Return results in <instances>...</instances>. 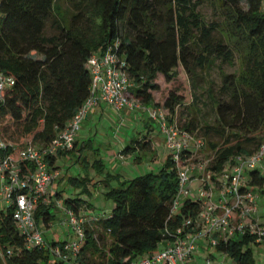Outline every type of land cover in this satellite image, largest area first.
I'll return each mask as SVG.
<instances>
[{
    "label": "trees",
    "instance_id": "trees-1",
    "mask_svg": "<svg viewBox=\"0 0 264 264\" xmlns=\"http://www.w3.org/2000/svg\"><path fill=\"white\" fill-rule=\"evenodd\" d=\"M263 1L0 0V72L15 80L0 91L1 138L21 148L27 140L39 147L52 144L91 96L89 59L118 42V53L134 83L133 97L147 107L162 108L180 130L204 140L212 154L207 172L220 173L235 156L254 154L264 141ZM64 3L69 6L67 14L62 11ZM206 4L216 15L211 22L200 11ZM235 59L239 71L224 72L221 66ZM180 68L192 88L203 89L211 104V113L204 111L191 92V118L185 123L180 122L179 110L186 99L178 89L163 102L156 100L164 84L178 81ZM215 68L222 80L218 88L206 79ZM135 142L137 146L128 144L122 153L152 149L151 138ZM93 146L89 138L76 141L72 150L59 152L49 163L58 170L60 157L74 156L82 167L101 174L105 163L99 150L89 155ZM197 155L187 151L182 158L198 162ZM23 169L34 172L30 164ZM247 178L249 189H259L264 196V174L251 169ZM101 182L114 207L104 218L85 223L77 264H132L158 249L166 229L196 219L201 208L200 201L187 199L172 213L178 177L171 155L157 173L126 179L107 172ZM64 205L81 213L79 198H67ZM51 209L52 204L39 203L38 227L41 221L46 225L53 221ZM13 214V206L6 213L0 211V250L5 254L13 250L7 264H65L53 257L51 248L66 241L46 239L48 248L28 249ZM256 240L257 236L236 234L219 239L215 249L234 264H257L250 248Z\"/></svg>",
    "mask_w": 264,
    "mask_h": 264
},
{
    "label": "built area",
    "instance_id": "built-area-1",
    "mask_svg": "<svg viewBox=\"0 0 264 264\" xmlns=\"http://www.w3.org/2000/svg\"><path fill=\"white\" fill-rule=\"evenodd\" d=\"M118 44L113 43L104 53H97L89 59L87 68L92 78L91 96L52 144L39 147L30 141L23 148H17L0 136L2 195L14 207L13 219L19 234L25 239L26 247H49L35 220L36 208L40 202L48 203L46 196L60 177L59 170L51 167L49 160L58 156L59 152L74 148L82 122L98 104H105L115 112L142 110L149 120L157 124L171 152L178 177V191L172 202L173 214L187 199L201 203L196 219L187 218L180 226L166 229L164 240L159 244L162 248L158 246L155 252L132 264H197L195 256L202 248L210 250L216 247L219 239H230L236 234L257 236L256 242H263L264 226L256 218L260 197L249 189L247 170L256 169L264 174V141L254 154L235 156L229 163L230 171L222 170L214 174L215 178L213 173L207 172L211 159L193 163L190 162L192 159H183V152L197 153L202 149L204 140L180 130L176 121H171L162 108L147 107L133 97L134 83L127 71L125 58L118 53ZM14 84L13 77L0 72V91ZM24 164L34 166V172H24ZM194 178L199 181L195 196L190 188ZM58 204L65 210L68 225L76 238L66 241L62 247L51 248V253L65 264H77L76 259L86 238L84 225L93 218L64 208L60 202ZM12 256V249H8L6 254L0 250V264H7L6 258ZM204 264L228 263L216 262L208 256Z\"/></svg>",
    "mask_w": 264,
    "mask_h": 264
},
{
    "label": "rangeland",
    "instance_id": "rangeland-1",
    "mask_svg": "<svg viewBox=\"0 0 264 264\" xmlns=\"http://www.w3.org/2000/svg\"><path fill=\"white\" fill-rule=\"evenodd\" d=\"M62 11L66 12V14L69 12L68 4H62ZM200 11L208 22L215 20L216 15L210 5L206 4L202 6ZM221 67L226 73H236L240 69V64L235 59L232 64L224 63ZM179 72L180 77L178 81L173 84H164L161 92L156 94V100L158 102H163L171 90L178 89L180 94H182L186 99V105L181 107L179 110L181 123H185L191 118L188 113V111L192 110V103L190 104L192 101L191 92L195 101L198 100V106L204 111L211 113V104L206 95H203V89H193L191 82L189 83L182 68L179 69ZM206 79L210 82L212 81L214 86L218 88L222 82L219 69L215 68L212 70L209 75H206ZM202 84L205 86V82H202ZM203 102L205 104L207 103L208 106H204ZM143 117L145 118V115L142 116V119ZM142 119L138 117L136 121L137 127L133 128V125L129 124L125 117L117 118L115 116L107 120H90L89 115L86 116L82 122L79 134L93 140L94 146L90 150L89 155L92 156L94 155L95 150H99L105 163V170L103 173L99 174V170H93L92 168H88V166L87 168H84L77 162V159L74 158V156H68L66 160L59 161V173L62 178V198L60 199L56 197L55 200L51 198L52 189L46 196L48 202L47 204H52L51 212L54 215V219L50 225H46L43 221H41L39 225V229L44 234L45 239L49 242L55 241L57 243H62L76 238L74 231L68 225V216L65 213V210L59 207L57 201H60L61 206H65L64 201L67 198H79L82 202L80 212L83 214H90L92 218L100 220L109 215L113 207V202L106 198V184L104 185V182H101L106 179L107 172L121 174L125 176L126 179H134L147 173H157L165 165L168 157L171 155L170 150L166 146L165 138L159 132L157 124L149 119H147L149 121H146V123L149 124L148 128H150L147 132V128H145L144 123H142ZM129 126H131L132 130L129 129ZM129 130L130 133H127ZM150 138L152 141L151 150L142 151L139 149V151H134L130 155H124L122 153L126 147L125 145L120 144V140L125 139L127 144L137 146L135 140L138 139L139 142L143 143V141ZM29 142L30 141L27 140L25 145ZM15 146L17 148H21L20 146ZM109 151H112L115 154H112L111 152L109 155ZM137 157L142 158L137 159ZM197 157L199 158V161L208 160L212 157V154L210 149L205 145L198 151ZM190 162L193 163L192 160ZM230 169V165L226 164L223 171H230ZM84 178H90L91 181L85 180L84 182ZM75 179H78V181H75ZM198 187L199 181L194 178L190 184L193 196H195L194 194L196 193ZM2 190L3 184L0 180V211L6 213L10 205L7 199L2 195ZM254 192L259 194L260 197L256 218L258 219V222L264 226V196L259 193V189H254ZM93 227L96 228V225H93ZM108 243H110V238L107 236L106 244ZM159 247L162 248V246ZM250 248L252 249L253 258L256 263L264 264V241L260 244L252 242L250 244ZM210 253L213 255L216 262L225 261L228 264H234L231 258L221 255L215 247L205 251L201 249L195 256L196 263L204 264V260L206 257L210 256Z\"/></svg>",
    "mask_w": 264,
    "mask_h": 264
},
{
    "label": "crops",
    "instance_id": "crops-1",
    "mask_svg": "<svg viewBox=\"0 0 264 264\" xmlns=\"http://www.w3.org/2000/svg\"><path fill=\"white\" fill-rule=\"evenodd\" d=\"M143 115H145V118L143 117V119H142V116ZM115 116L117 118L118 117L119 118H124L125 117L127 119V121L129 122V124H132L133 125L132 126L133 128H136L137 127L136 121H137V118L140 117L142 119V121H143L142 123H144V125H145V128H147V132L150 129V128H148L149 127V124L146 123V121H149V120H147L148 119L147 118V115L142 110H133V111H130V110H127L126 109V110H123V111H120V112H115L111 108H109L108 106H106L105 104H98L97 106L94 107V109L89 114V119L90 120H96V119H99V120H101V119L102 120H107V119H111V118H113ZM146 125H147V127H146ZM129 127H130L129 129H131V126H129ZM127 133H130V130ZM86 139H88V137H86L84 135H80L78 133L76 141H81V140H86ZM120 144L121 145H125V147L128 145L127 144V141L125 139L120 140ZM111 152L112 151H109L108 154L110 155ZM112 154H115V153L112 152ZM66 158L67 157L64 156V157H60L58 159L57 164H56V166L58 167V170H60L59 161L60 160H66ZM61 181H62V178L59 177V179L55 181L56 183L52 187L51 198H54V200L56 199V197H58V194L61 195ZM113 207H114V203H113ZM113 207H112V209H113ZM205 249L206 248H202V250H204V251H205Z\"/></svg>",
    "mask_w": 264,
    "mask_h": 264
}]
</instances>
